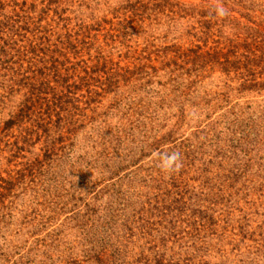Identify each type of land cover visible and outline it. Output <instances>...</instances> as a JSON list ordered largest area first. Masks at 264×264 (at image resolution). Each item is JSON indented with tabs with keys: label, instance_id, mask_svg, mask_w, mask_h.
I'll return each instance as SVG.
<instances>
[{
	"label": "rangeland",
	"instance_id": "374dc122",
	"mask_svg": "<svg viewBox=\"0 0 264 264\" xmlns=\"http://www.w3.org/2000/svg\"><path fill=\"white\" fill-rule=\"evenodd\" d=\"M220 2L222 19L216 0H0V19L27 28L16 67L59 62L95 91L25 139L3 129L21 91L0 80V264H264V89L239 95L235 72L187 62L264 47V0ZM165 151L179 172L160 170Z\"/></svg>",
	"mask_w": 264,
	"mask_h": 264
},
{
	"label": "trees",
	"instance_id": "16d2710c",
	"mask_svg": "<svg viewBox=\"0 0 264 264\" xmlns=\"http://www.w3.org/2000/svg\"><path fill=\"white\" fill-rule=\"evenodd\" d=\"M15 25L17 24L10 25L8 20L0 19V41L2 42V44L0 45V70H5L9 73L7 76H2V71H0V80L2 83L7 82L8 84L6 86L12 89V92H14L13 90L16 86L18 89H20L21 92L24 89L25 90L23 91V93H18L17 91H15L16 95L19 96L16 102H14L15 100H12L11 98V100L13 101H11L13 108L12 110H10L9 118L3 124V129L10 130L15 126H25V139H28V135L39 133L40 131H43V133L48 135L51 130L50 127L55 123L54 118L57 121L55 124L60 125V122L63 119L68 121L67 118H69V116L71 115V110L74 109L75 112L81 111V104L86 103L88 105V99L85 102H82V100L80 99V95L77 94L82 87H86L88 89V93L91 95L95 92L94 90H92V84L89 82V80L92 79V76L89 75L87 77H81L79 79L81 81V84L77 83L76 81L72 84V82H70V79L76 76V72L72 73L69 71L70 69L62 72L61 68H59V62H53L52 64H50V62L48 64L46 59L43 57V62H39L40 65L37 64L36 60H34L32 61L30 67L27 69L23 70L21 67H16L15 64L18 62H14L13 60H11V58L13 57V59L16 58L14 54H11L12 49L10 45L12 42H14V40L23 42L22 40L26 37L22 32H27V28L20 26L15 28ZM39 29L40 26L36 28V31L38 32ZM33 47L34 48L30 52L36 54L37 52L42 53L43 56L45 55L47 57V51L44 49L45 47L42 48V46L39 47V45H35ZM238 48L239 47L234 50L233 47V49L228 53H223L220 50L211 53L201 52V48L191 49L190 53H192L193 56L188 55L187 62L190 63L193 67L218 65L221 67L222 71L227 72V74L235 72L237 76H239L240 80H242V83L240 84V87L238 89L239 95L245 92L247 93L250 91L263 90L264 52L261 56H258L257 52L261 51V49H263L264 47H260L258 43H254L250 47L252 50H250V48L248 50L244 48L241 53ZM26 53H28V51H26ZM184 56L186 55L184 54ZM12 62L15 66H13ZM258 69H261L259 73ZM180 109L181 119H187L188 114H186V110L183 109L182 105ZM200 110L205 111L204 108H201ZM195 111H199V109H196ZM29 124H31L33 128L29 129ZM171 133L172 130L170 131V134ZM167 138H169V136L166 137L165 135L164 139ZM159 142L163 143V141L160 140ZM153 146L154 145H149L148 147H150V149H158L159 147V145L156 148H154ZM183 147L187 148V150L190 149V145H184ZM47 150L49 154L54 155V152L56 151L55 143H50L49 145L47 144ZM176 179H178L177 176L175 177V181ZM165 194L168 196L169 201L170 196H172L174 192L168 189ZM1 196H4L3 193H0V197ZM177 202L178 199L177 197H175L171 200L169 205L173 206ZM150 205L151 207H155V205ZM163 206L165 205H161L162 210ZM110 219L111 218H109V220ZM144 223H146V231L151 228V226L148 227L149 225L156 224L151 223L150 219L147 218L144 219ZM128 226L129 231H131L132 229L130 224H128ZM107 251L108 249L104 248L102 253L98 254L97 252V254L99 255L98 260L100 259L99 262H108Z\"/></svg>",
	"mask_w": 264,
	"mask_h": 264
},
{
	"label": "clouds",
	"instance_id": "9594fccd",
	"mask_svg": "<svg viewBox=\"0 0 264 264\" xmlns=\"http://www.w3.org/2000/svg\"><path fill=\"white\" fill-rule=\"evenodd\" d=\"M214 11L216 17L221 19L229 14L228 9L224 7L220 0H216ZM155 156L159 161L158 167L165 174L171 175L174 172H179L183 167L179 151H165L162 153H156Z\"/></svg>",
	"mask_w": 264,
	"mask_h": 264
}]
</instances>
